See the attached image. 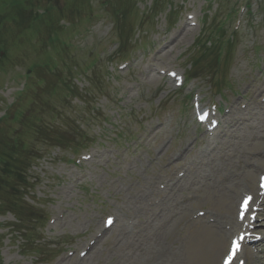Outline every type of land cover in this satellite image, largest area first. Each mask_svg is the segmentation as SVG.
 <instances>
[{
	"label": "rangeland",
	"instance_id": "rangeland-1",
	"mask_svg": "<svg viewBox=\"0 0 264 264\" xmlns=\"http://www.w3.org/2000/svg\"><path fill=\"white\" fill-rule=\"evenodd\" d=\"M66 2L0 0L4 140L19 135L36 154L25 200L46 216L35 225L0 213V264H222L227 215L264 176V0H132L129 16L123 0L71 2L79 12L57 23ZM50 4L53 26L33 14ZM188 16L193 34L155 62ZM123 23L131 32L118 53ZM207 39L234 47L228 68H191ZM200 107L217 115L215 136ZM45 126L68 147L40 139Z\"/></svg>",
	"mask_w": 264,
	"mask_h": 264
},
{
	"label": "trees",
	"instance_id": "trees-1",
	"mask_svg": "<svg viewBox=\"0 0 264 264\" xmlns=\"http://www.w3.org/2000/svg\"><path fill=\"white\" fill-rule=\"evenodd\" d=\"M8 118L9 115L0 118V134L2 133V137L0 136V213L11 211L16 218L23 221L25 216L36 213L33 207L22 201L25 185L23 190H18L23 181L27 183L26 178L22 179L23 175L27 177L28 165L34 159V154L30 152L29 147L24 144V139L19 135L13 136V140H4L7 134L5 126ZM41 131L42 134H47V130ZM18 181L21 183L20 186ZM14 189L17 192H14ZM34 219H38V216Z\"/></svg>",
	"mask_w": 264,
	"mask_h": 264
},
{
	"label": "bare ground",
	"instance_id": "bare-ground-1",
	"mask_svg": "<svg viewBox=\"0 0 264 264\" xmlns=\"http://www.w3.org/2000/svg\"><path fill=\"white\" fill-rule=\"evenodd\" d=\"M188 18V17H185ZM187 19H183V29L181 32L174 31L173 33H170L165 39L168 41L163 40L160 43L166 42L164 46H162L158 51L157 54L154 57V61H159L163 57V50L165 49H171L170 51H173L176 46H181L185 41H187L190 37V35L193 34L194 29L189 27ZM150 68L155 71L157 70L154 66L155 64H149ZM167 72V75L173 80V82H177L180 79V76L177 72ZM203 118L206 120L208 118L207 115H203ZM206 122V121H205ZM236 123V121H233ZM237 122H239L237 120ZM260 190L264 191V185L260 188ZM250 194V193H249ZM248 194V195H249ZM247 196V195H246ZM257 205L261 206V209L256 213V210H253L251 206L247 207L245 211H235L233 213H229L227 215V223L230 225L227 230L228 233L230 232V239L234 241L239 242V248L235 253V256L232 258L230 264H241L243 261V258L247 260H252L251 264H258L262 258L264 257L263 253V247H264V236L261 234H257V239L254 244L255 252L253 254L249 253V247L247 245L248 241L246 239L245 230L250 232H256L253 230L254 222L256 220L262 219L261 222H259L260 225L264 227V194L260 195V201L257 203ZM256 216V220L252 221L251 218ZM242 237V238H241ZM226 252L222 264H224L226 256L228 257L229 253L231 252L232 248H224ZM248 258V259H247Z\"/></svg>",
	"mask_w": 264,
	"mask_h": 264
},
{
	"label": "snow or ice",
	"instance_id": "snow-or-ice-1",
	"mask_svg": "<svg viewBox=\"0 0 264 264\" xmlns=\"http://www.w3.org/2000/svg\"><path fill=\"white\" fill-rule=\"evenodd\" d=\"M244 207L247 208V199L244 202ZM108 222L111 223V218H109V221ZM238 248H239V242L238 241H234L233 242V246H232V250L229 253L228 257L226 258L225 264H230L232 258L235 256V253L238 250ZM241 264H242V262H241Z\"/></svg>",
	"mask_w": 264,
	"mask_h": 264
}]
</instances>
